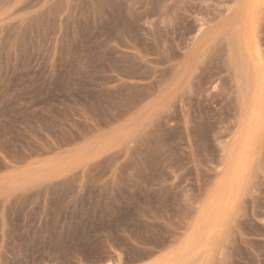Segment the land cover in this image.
<instances>
[{"label": "rangeland", "instance_id": "1", "mask_svg": "<svg viewBox=\"0 0 264 264\" xmlns=\"http://www.w3.org/2000/svg\"><path fill=\"white\" fill-rule=\"evenodd\" d=\"M0 264H264V0H0Z\"/></svg>", "mask_w": 264, "mask_h": 264}]
</instances>
